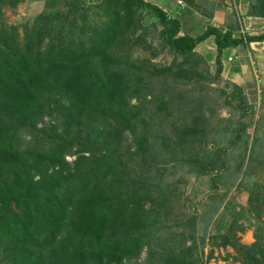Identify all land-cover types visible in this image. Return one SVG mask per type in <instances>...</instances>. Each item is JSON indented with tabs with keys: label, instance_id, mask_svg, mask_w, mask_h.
<instances>
[{
	"label": "trees",
	"instance_id": "16d2710c",
	"mask_svg": "<svg viewBox=\"0 0 264 264\" xmlns=\"http://www.w3.org/2000/svg\"><path fill=\"white\" fill-rule=\"evenodd\" d=\"M20 1L0 0V264H130L144 252L147 264H204L196 233L215 214L211 244L231 247L239 264H264L260 184L249 188L254 222L237 224L244 207L227 220L230 203L218 213L242 169L246 125L216 133L201 100L172 92L176 81L197 82L199 43L213 39L219 74L226 50L263 42L264 32L234 37L208 25L179 35L177 17L145 0H44L20 33L2 20ZM181 1L212 17L199 0ZM251 9L264 17V0ZM151 29L169 65L132 57L152 48ZM187 177L208 182L201 221L182 197L195 185ZM247 227L248 245L236 237Z\"/></svg>",
	"mask_w": 264,
	"mask_h": 264
},
{
	"label": "rangeland",
	"instance_id": "374dc122",
	"mask_svg": "<svg viewBox=\"0 0 264 264\" xmlns=\"http://www.w3.org/2000/svg\"><path fill=\"white\" fill-rule=\"evenodd\" d=\"M84 1L93 3L97 0ZM145 1L153 2L152 0ZM167 1L169 0H160V2L164 3ZM218 2L219 0H199L197 6L200 7L201 10L205 9L208 12H213L214 7L220 6ZM43 3L44 0H21L16 7L5 8L2 10V20L8 25L17 26L18 31L21 33V26L25 22H30L42 11ZM232 4L233 0H225L223 10H225L226 7L229 8V12L232 13L233 19L235 20L236 24L231 28L233 36L252 35L255 32L258 34L260 29L251 26L250 23L242 19L243 16L240 14L239 5ZM174 6H176L175 2ZM179 6L180 8L177 7V9L179 8L178 12L172 14V16L177 17L180 22L181 28L179 35H190L195 37L204 32L208 25L220 27L223 32L227 30L224 28L225 25H223L225 23L220 20L219 16L216 15L217 17L214 18L201 16L198 9H189L183 1H181ZM153 22L154 19H145L146 25H151ZM156 28L157 30L160 29L159 24ZM149 32H151V34L147 37V40L151 43L152 48L145 51L134 48L132 57H137L139 60L149 61L159 67L169 65L174 57L173 54L168 52L167 49H162L160 47L158 35L156 34L157 32L152 34L154 33L153 29L149 30ZM248 46L251 47L250 45ZM262 46V44L260 47L256 45L252 46L253 52L248 51L249 49L246 46H238L234 48L236 49L237 56H234L233 53L227 52L226 56L229 54L230 59H226V56L222 57V69L221 72L217 74V65L215 63L216 48L213 39L209 38L196 46L194 50L196 56H193L196 58L194 60L198 59L196 64L197 75H202L204 77H195L197 82L191 85H187L184 81H176L175 84L172 85L174 96L178 91H182L185 98L186 96H191L196 99L197 102L200 100L202 101L200 106L202 108H200L201 113H209L211 110L209 115L212 116L209 119L208 124L211 127H216L214 128V132L219 129V126L223 129L225 126L231 124L235 125L237 123H243L246 125L244 136L242 137L243 140H246V150L243 152L238 148L235 152L238 156H242V169L235 175L234 184L229 188V191L218 211V213H220L223 210L224 205L230 203V211L227 213V220L230 221L233 218L232 213L239 212L241 207H244L245 210H242L244 214L237 222L238 225L241 224L243 226H246L248 221L254 222L247 211L249 188H251L250 184L253 182L260 184V187L254 186V188L258 189L257 192L260 195H262V192L260 191L264 192V58H260L259 60L254 56L255 51L258 54H264V48H262ZM152 53H154V55ZM237 58L239 60L241 59V62L243 59H246L242 62L243 65L239 68L240 70L242 67V71L231 70L232 66H229V64L232 63H235L236 65ZM177 59L180 61L181 57H178ZM238 91L240 92V98L242 100L237 97V95L239 96ZM235 92H237L236 95ZM243 100L244 103H242ZM175 101L176 104L180 102V100ZM182 102L183 103L180 104V109L182 108L186 111L189 105L187 106L184 104L185 100ZM238 104H240V106H238ZM221 133L222 132L219 134ZM211 146L212 145H209L208 147L210 148ZM72 159L73 158L68 160L71 161ZM252 160L258 161L256 164L257 167L251 178L243 179L242 175L245 167L248 168L247 166H252V164H254ZM187 179H189L191 183H195L192 177H187ZM207 183V180L204 179L203 182L199 181L195 183L194 187H192L193 189H190V187L183 189V198H185V195H191L190 197L196 207V215L199 218L198 221H201V218L203 217L204 210L206 209L205 205H208L210 202L208 197L210 196L208 193L210 191L207 190ZM238 183H240L242 187H240ZM220 189L222 188L220 187ZM196 193L197 195L194 196L193 194ZM215 217L216 214L210 221L207 229L204 231L205 233L203 230L199 229L196 233L198 243L200 240L199 237L203 234L205 235L204 246L202 250L199 251L200 260L203 261L204 264H239L233 260L235 254L231 247L222 248L211 244L210 229ZM261 222L264 225V212ZM252 231V227H247L244 233L237 231L236 237H239V241L242 244H251L254 241ZM146 258L147 256L144 252L137 261H133V263L130 264H147Z\"/></svg>",
	"mask_w": 264,
	"mask_h": 264
},
{
	"label": "crops",
	"instance_id": "0c3cea01",
	"mask_svg": "<svg viewBox=\"0 0 264 264\" xmlns=\"http://www.w3.org/2000/svg\"><path fill=\"white\" fill-rule=\"evenodd\" d=\"M152 1L153 2L150 1V3L162 8L164 11H166L167 13H170V14H173V13L176 14V12H178V10L180 8V6H179L180 4H178L179 0H169V1L165 2V3L164 2H160V0H152ZM174 2L176 4V6H174ZM218 3L220 4V6L214 7V11L210 12V13H212V18L219 16L220 20L225 23V24H223V25H225L224 28L229 30L236 24L235 20L233 19V15H232L231 12H229L230 11L229 8L226 7L225 10H223L225 0H219ZM232 5H239L240 12H241L240 14H242V16H243L242 19H244L245 21L250 23L251 26H254L255 28L258 27V29H260L258 31V34L264 32V17L259 16L260 14H258L257 10H256V12H253L254 10L251 9V7L253 5H255V0H233V4ZM177 7H179V8L177 9ZM201 16H204V15L201 14ZM253 34L257 35V32H255ZM261 44L263 45L262 48H264V41L263 42H251V43L248 44L251 47H249L248 45L246 47L249 49L248 51L253 52L252 46L256 45V46L260 47ZM227 52L228 53H233L234 56H237L236 55V53H237L236 49H234V48L230 49V50H226L225 56H226ZM229 56L230 55L228 54L226 56V59L227 58L229 59ZM254 56L257 59H259V60H260V58H264V54L263 53L262 54H258L256 51L254 52ZM240 60L237 58L236 65H235V63L229 64L230 67L232 66L231 70H238V71L241 70L242 71V67H241L240 70H239V68H240V66L243 65L242 62L244 60H246V59H243L242 62ZM239 63H240V65H239Z\"/></svg>",
	"mask_w": 264,
	"mask_h": 264
},
{
	"label": "clouds",
	"instance_id": "9594fccd",
	"mask_svg": "<svg viewBox=\"0 0 264 264\" xmlns=\"http://www.w3.org/2000/svg\"><path fill=\"white\" fill-rule=\"evenodd\" d=\"M178 4H181V2H178ZM229 59H230V57H229Z\"/></svg>",
	"mask_w": 264,
	"mask_h": 264
}]
</instances>
